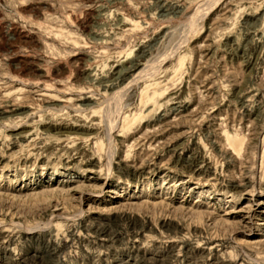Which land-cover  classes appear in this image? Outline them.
I'll use <instances>...</instances> for the list:
<instances>
[{
  "label": "rangeland",
  "instance_id": "obj_1",
  "mask_svg": "<svg viewBox=\"0 0 264 264\" xmlns=\"http://www.w3.org/2000/svg\"><path fill=\"white\" fill-rule=\"evenodd\" d=\"M0 264H264V0H0Z\"/></svg>",
  "mask_w": 264,
  "mask_h": 264
},
{
  "label": "bare ground",
  "instance_id": "obj_2",
  "mask_svg": "<svg viewBox=\"0 0 264 264\" xmlns=\"http://www.w3.org/2000/svg\"><path fill=\"white\" fill-rule=\"evenodd\" d=\"M142 96V94H141ZM150 100V99H149ZM125 120V119H124ZM235 149H239L241 147V142H238L237 144L234 145ZM196 261V260H195Z\"/></svg>",
  "mask_w": 264,
  "mask_h": 264
}]
</instances>
